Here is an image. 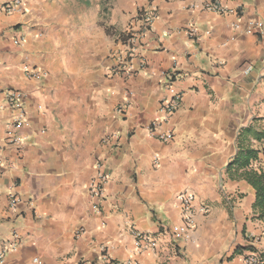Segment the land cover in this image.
<instances>
[{
	"label": "crops",
	"instance_id": "0c3cea01",
	"mask_svg": "<svg viewBox=\"0 0 264 264\" xmlns=\"http://www.w3.org/2000/svg\"><path fill=\"white\" fill-rule=\"evenodd\" d=\"M117 1L104 17L98 0H24L23 10L0 11V102L3 89L19 90L25 114L20 144L0 147V246L18 242L1 264L93 263L102 245L139 264H244L248 251L264 255V205L246 179L264 170V34L242 31L248 20L264 23V0ZM210 2L226 12L200 8ZM144 5L157 14L143 38L144 67L107 75L118 46L106 27H125ZM24 67L43 75L29 78ZM163 73L180 95L157 130L171 132L164 141L148 132L170 95ZM15 113L0 109L1 142ZM244 148L256 157L228 171ZM97 161L109 173L99 200L87 192ZM140 164L163 177L151 206ZM184 191L194 195L189 238L178 231L173 195ZM10 193L21 199L15 208ZM79 226L85 232L75 236ZM128 227L156 236L159 247L137 253Z\"/></svg>",
	"mask_w": 264,
	"mask_h": 264
},
{
	"label": "built area",
	"instance_id": "2783aa9c",
	"mask_svg": "<svg viewBox=\"0 0 264 264\" xmlns=\"http://www.w3.org/2000/svg\"><path fill=\"white\" fill-rule=\"evenodd\" d=\"M24 0H10L4 3H0V11L4 13H10L14 11L23 10ZM199 7V6H198ZM197 7V8H198ZM200 8L210 10L217 13H224L226 9L215 3H204ZM157 14L155 9L149 5L141 6L134 17V20L124 30L122 38L118 40L117 49L111 56V63L106 65V72L109 76L128 75L134 72L136 69L144 67V59L141 56V49L143 48V38L146 36ZM234 28H239L238 22L234 24ZM244 34H264V23L258 20H248L243 28ZM190 36L196 35L195 28L189 29ZM15 43H18L15 41ZM251 70V66L248 65L244 68L243 73L248 74ZM24 73L29 78L39 79L43 72L38 68L24 67ZM163 83L167 87L170 95L160 102L158 111L159 115L151 120L148 127L150 135L155 136L159 140H168L172 137L171 132H159L157 131L160 122L165 119L169 114L176 110L180 104V95L174 88V76L167 73L162 74ZM2 102H0V109L5 106L15 110L11 122L7 125L6 136L3 142L0 141V147L3 145L16 143L20 144L21 138L17 135L18 128L25 121L24 118V102L23 96L19 90L15 89H3L2 90ZM127 101L119 104L116 111L119 114H123L126 108ZM1 165V157H0ZM95 173L87 183V192L89 196L95 200L103 199L105 193V186L109 179V173L101 161H97L94 165ZM176 196L177 204L180 212V226L178 231L184 238H189L190 234L195 226V209L193 208L194 195L189 192H180ZM21 202L20 197L15 193L9 194V206L15 208ZM96 207V206H94ZM200 212L205 214L207 212L206 206H200ZM128 231L133 235L134 248L137 253L144 250L154 251L159 247V239L149 233L139 232L132 227H128ZM85 232L82 226L77 227L74 230L75 236H81ZM173 237V236H172ZM174 238V237H173ZM176 239V238H174ZM174 241H171V244ZM18 242L14 239L12 241H4L0 246V264L4 261L6 253L17 248ZM244 264H264V255L257 250L248 251L243 256ZM76 264H139L137 260L128 258L126 260H116L112 258L108 253L104 245L100 248V253L95 262H87L85 259H80Z\"/></svg>",
	"mask_w": 264,
	"mask_h": 264
},
{
	"label": "clouds",
	"instance_id": "9594fccd",
	"mask_svg": "<svg viewBox=\"0 0 264 264\" xmlns=\"http://www.w3.org/2000/svg\"><path fill=\"white\" fill-rule=\"evenodd\" d=\"M161 132H163V129H161ZM139 167L140 172L143 173L140 176L139 187L142 194L145 196H148L149 194L152 195V199L149 200V206H151L153 201L156 199V196L163 191V177L158 172L153 171L151 168H146L143 164H140ZM125 183L130 189H135L137 187L136 182L131 179V173H129L128 178L125 179ZM177 188H179V185H177ZM173 195H176L177 199L179 198L177 193H173Z\"/></svg>",
	"mask_w": 264,
	"mask_h": 264
},
{
	"label": "trees",
	"instance_id": "16d2710c",
	"mask_svg": "<svg viewBox=\"0 0 264 264\" xmlns=\"http://www.w3.org/2000/svg\"><path fill=\"white\" fill-rule=\"evenodd\" d=\"M256 150L251 148H244L242 152L234 159V161L229 165L228 171L231 170L234 164L241 166H246L249 164V160L256 157ZM246 179L254 186L256 189V205H264V170L255 171L249 170L246 172Z\"/></svg>",
	"mask_w": 264,
	"mask_h": 264
},
{
	"label": "rangeland",
	"instance_id": "374dc122",
	"mask_svg": "<svg viewBox=\"0 0 264 264\" xmlns=\"http://www.w3.org/2000/svg\"><path fill=\"white\" fill-rule=\"evenodd\" d=\"M125 1L126 0H119V2H121L122 4H124ZM117 3H118L117 0H98L100 17H104L106 14H108L110 10H112L113 8H115V6H117ZM129 25L130 23H128L123 28H118L116 25H109L108 27H106V32L110 35L111 40L114 44L117 45L118 40L123 37L121 35Z\"/></svg>",
	"mask_w": 264,
	"mask_h": 264
}]
</instances>
